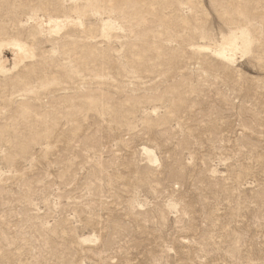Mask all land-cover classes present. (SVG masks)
I'll return each instance as SVG.
<instances>
[{
    "label": "rangeland",
    "instance_id": "obj_1",
    "mask_svg": "<svg viewBox=\"0 0 264 264\" xmlns=\"http://www.w3.org/2000/svg\"><path fill=\"white\" fill-rule=\"evenodd\" d=\"M239 29L234 64L194 49ZM13 40L0 264H264V0H0Z\"/></svg>",
    "mask_w": 264,
    "mask_h": 264
},
{
    "label": "bare ground",
    "instance_id": "obj_2",
    "mask_svg": "<svg viewBox=\"0 0 264 264\" xmlns=\"http://www.w3.org/2000/svg\"><path fill=\"white\" fill-rule=\"evenodd\" d=\"M33 24L36 31L44 33L48 36H56L62 32L68 26H80L79 18H33ZM101 34L104 38L110 36V33L117 31L118 26L111 20H101L100 22ZM109 38V37H108ZM251 36L245 29H239L231 31L227 35L220 37L218 42L208 45H197L195 50L198 52H205L213 56L214 58L224 62L225 64H234L236 61V55H246L250 52ZM8 49L13 54L12 68L6 69V60L2 57V51ZM33 52L24 43L19 41H11L8 43H0V73H9L17 69L24 60L32 58ZM27 77V76H26ZM24 78V77H22ZM20 81V79H19ZM20 85V84H19ZM25 106V105H24ZM153 110V109H152ZM18 112H26L25 108H19ZM155 112V111H154ZM151 153V152H150ZM147 151L148 159L152 156ZM154 159V158H153ZM152 160V159H151Z\"/></svg>",
    "mask_w": 264,
    "mask_h": 264
}]
</instances>
